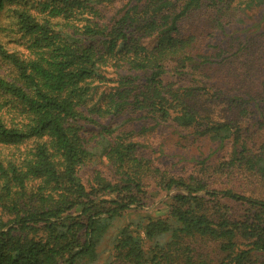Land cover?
Segmentation results:
<instances>
[{"label":"trees","instance_id":"obj_1","mask_svg":"<svg viewBox=\"0 0 264 264\" xmlns=\"http://www.w3.org/2000/svg\"><path fill=\"white\" fill-rule=\"evenodd\" d=\"M112 1L0 0V15L16 5L0 26V264H96L107 242L108 264H264V140L241 119L252 100L202 80L243 53L208 38L264 0H146L108 18ZM223 103L235 118L214 115ZM163 125L232 151L171 175L139 140ZM99 163L112 178L85 184Z\"/></svg>","mask_w":264,"mask_h":264},{"label":"rangeland","instance_id":"obj_2","mask_svg":"<svg viewBox=\"0 0 264 264\" xmlns=\"http://www.w3.org/2000/svg\"><path fill=\"white\" fill-rule=\"evenodd\" d=\"M28 1L31 0H20ZM146 0H113L110 3L104 5V12L108 18L116 16L121 10L130 7L131 5L138 4L143 5ZM16 5H8L6 10L0 15V26L8 28V25L12 22L10 9ZM252 17L245 19V24L235 25L231 28H227L226 35L218 32L216 36L212 35L208 38V42L213 45L220 44L223 47H227L228 43H233L232 46L241 44L243 47V53L240 56L237 63L228 65L226 67H219L214 71L206 70L202 80L211 85L215 90L221 89L226 97H233V87L240 85L242 93L246 94V99H251V103L247 105V112L245 117L241 119L251 118L253 126H249L250 132L254 137V140H264V126H260L256 123L258 120V109L256 103L260 100H264V9L255 11L250 14ZM195 20H199L196 17ZM261 21V25L257 27L256 23ZM188 24L193 22V19L186 21ZM18 39L16 35L9 37V34L4 33L3 41L7 43V40ZM242 39L244 41L241 42ZM9 43V42H8ZM243 43V44H242ZM10 46L15 44L9 43ZM11 48V47H10ZM231 73L239 75L238 78L231 79ZM200 79V78H199ZM169 80H173L170 79ZM237 91V90H236ZM239 92V91H237ZM264 112V103L261 102L259 105ZM219 115L220 121L226 119H232L236 117V114H229L225 111V103L217 105V110L214 115ZM264 121V120H263ZM264 124V123H263ZM143 125L149 128L146 123H135L131 127L139 130ZM261 128V129H260ZM260 129V130H259ZM191 132L182 131L171 127L170 125H163L159 128H155L149 133L140 136L139 140L144 142L148 148H145L147 153L153 160L157 167L163 170L169 171L171 175L175 176H188L196 171L197 159L209 158V163H215L219 161L225 153H231V146L226 145L224 149H217V144H212L204 139H197L190 135ZM100 171L105 177L112 178L113 174L111 170L104 165L99 163L85 168L81 172L83 182L87 184L95 171ZM262 193L264 195V186H261ZM165 196L154 198L149 202V211L155 208L159 204L160 200H164ZM164 209V207H157L153 210V216H159L164 214V210L158 211V209ZM214 247L203 250L206 253H212ZM100 260L96 264H108L110 262L111 247L110 244L104 243L100 248Z\"/></svg>","mask_w":264,"mask_h":264}]
</instances>
